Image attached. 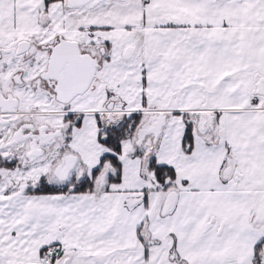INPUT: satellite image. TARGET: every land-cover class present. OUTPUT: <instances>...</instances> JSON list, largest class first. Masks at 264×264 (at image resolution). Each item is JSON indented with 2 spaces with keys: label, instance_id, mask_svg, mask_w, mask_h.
I'll return each instance as SVG.
<instances>
[{
  "label": "snow or ice",
  "instance_id": "obj_1",
  "mask_svg": "<svg viewBox=\"0 0 264 264\" xmlns=\"http://www.w3.org/2000/svg\"><path fill=\"white\" fill-rule=\"evenodd\" d=\"M0 264H264V0H0Z\"/></svg>",
  "mask_w": 264,
  "mask_h": 264
}]
</instances>
